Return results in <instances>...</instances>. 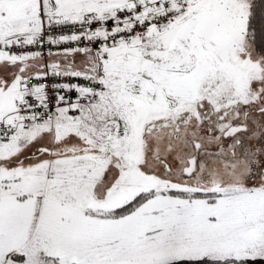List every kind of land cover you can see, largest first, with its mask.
Wrapping results in <instances>:
<instances>
[{
    "label": "snow or ice",
    "instance_id": "6c2138e0",
    "mask_svg": "<svg viewBox=\"0 0 264 264\" xmlns=\"http://www.w3.org/2000/svg\"><path fill=\"white\" fill-rule=\"evenodd\" d=\"M0 264H264V0H0Z\"/></svg>",
    "mask_w": 264,
    "mask_h": 264
}]
</instances>
